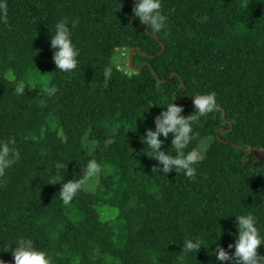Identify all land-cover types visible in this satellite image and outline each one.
Masks as SVG:
<instances>
[{"label":"trees","instance_id":"1","mask_svg":"<svg viewBox=\"0 0 264 264\" xmlns=\"http://www.w3.org/2000/svg\"><path fill=\"white\" fill-rule=\"evenodd\" d=\"M4 3L0 140L12 138L18 158L0 176V248L28 237L52 264H218L210 253L219 243L231 254V215L248 212L264 238V0H161L159 32L132 17L134 0ZM61 18L79 49L67 73L49 42ZM121 50L135 72L117 66ZM21 79L30 87L16 95ZM209 91L218 109L193 122L186 149L200 150L195 175H162L145 128L171 100L192 114V97ZM160 138L171 153V133ZM93 158L99 172L63 202L61 184ZM189 238L202 241L196 253L181 251ZM0 260L12 264L10 252Z\"/></svg>","mask_w":264,"mask_h":264},{"label":"clouds","instance_id":"2","mask_svg":"<svg viewBox=\"0 0 264 264\" xmlns=\"http://www.w3.org/2000/svg\"><path fill=\"white\" fill-rule=\"evenodd\" d=\"M4 0H0V22H6ZM161 0H134L132 17H137L141 26H147V30L154 32L166 30V17L160 11ZM77 24L76 20L71 21V27ZM50 48L53 50L52 60L56 70L61 72H71L77 67L79 49L73 43L71 31L67 18H61L54 23V30L49 32ZM112 66L106 65L102 70L105 84L112 74ZM27 86L24 80L14 83L13 92L16 95H23ZM57 92L55 86L46 89V95L52 97ZM192 105L195 115H182L183 108L171 102L163 107L158 115L154 117V130L145 128L142 143L150 150V156L160 165L154 167L162 175H167L170 171L182 172L186 177L195 175L194 164L196 158L191 150H187L188 145L194 138L193 122L212 113L218 109L216 94L214 92L198 93L192 97ZM171 133L170 148L172 152L162 150L164 140ZM14 140H0V176L6 169L10 168L17 160L18 154L13 150ZM174 153V155H173ZM64 165L57 162L54 165L56 171H62ZM82 175L76 179L63 182L60 186L59 197L67 203L81 189L84 180L99 172L97 161L89 159L81 169ZM63 179V178H62ZM60 179L58 182H60ZM57 182V183H58ZM55 184V183H53ZM235 217L234 226L236 236L233 243L228 244L231 254L225 248L216 243V248L210 255L215 256L218 264H264V255L258 254V247L264 245V238L259 234L256 226V218L250 213L231 215ZM221 231V230H220ZM231 235V233H229ZM220 236V234H219ZM217 237L216 241L219 239ZM7 243L0 248V252H10L12 264H52L51 257L41 249L34 246L33 241L28 237H21L16 240L12 247ZM202 247L199 238L184 239L181 251L184 253L197 252ZM0 264H5L0 260Z\"/></svg>","mask_w":264,"mask_h":264},{"label":"rangeland","instance_id":"3","mask_svg":"<svg viewBox=\"0 0 264 264\" xmlns=\"http://www.w3.org/2000/svg\"><path fill=\"white\" fill-rule=\"evenodd\" d=\"M131 54L127 51L121 50L118 51L116 54V64L117 66L124 70L127 73H132L135 72V69L131 66V58H130ZM200 153V150L194 153V157H197ZM264 158V156H260L259 158H257L256 161H259L260 159Z\"/></svg>","mask_w":264,"mask_h":264},{"label":"water","instance_id":"4","mask_svg":"<svg viewBox=\"0 0 264 264\" xmlns=\"http://www.w3.org/2000/svg\"><path fill=\"white\" fill-rule=\"evenodd\" d=\"M147 32H148V30H147ZM150 36H154L153 34H151V33H148ZM131 56H132V53H131ZM131 56H130V58H131ZM131 60V59H130ZM134 68V67H133ZM135 69V68H134ZM247 154V153H246Z\"/></svg>","mask_w":264,"mask_h":264}]
</instances>
